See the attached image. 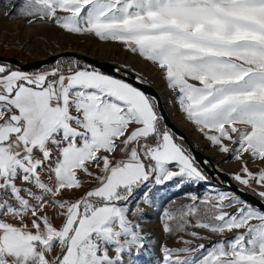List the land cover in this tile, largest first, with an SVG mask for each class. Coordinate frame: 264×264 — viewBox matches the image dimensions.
Segmentation results:
<instances>
[{"label":"snow or ice","instance_id":"1","mask_svg":"<svg viewBox=\"0 0 264 264\" xmlns=\"http://www.w3.org/2000/svg\"><path fill=\"white\" fill-rule=\"evenodd\" d=\"M19 14L125 44L164 72L212 144L238 160L247 153L264 161V0H21ZM161 119L153 97L76 61L66 71L59 61L34 73L0 66V264H125L123 254L143 246L140 225L127 216L135 191L152 178L207 180ZM241 172V184L264 186V168L254 173L245 161ZM86 178L98 186L62 198ZM212 199L209 221L195 226L244 231L200 258L173 254L196 249L164 247L163 264H264V210L225 193L201 203ZM234 203L243 205L235 214L223 210ZM199 214L189 205L181 219Z\"/></svg>","mask_w":264,"mask_h":264},{"label":"rangeland","instance_id":"2","mask_svg":"<svg viewBox=\"0 0 264 264\" xmlns=\"http://www.w3.org/2000/svg\"><path fill=\"white\" fill-rule=\"evenodd\" d=\"M20 7L21 0H0V54L16 56L22 61H31L49 56L59 50L74 49L111 61L132 71L141 79L155 86L159 90L164 105L173 121L186 132L196 147L207 153L213 159L216 166L229 173L235 181H237L234 178L236 174L244 175L241 172V168L245 161H247L249 170L254 173L264 168V161L250 159L247 153H244L242 158L238 160L235 159L234 153L222 152L219 145L212 144L204 132L200 131L199 126L190 121L186 113L181 109L177 98L178 93L169 87L164 72L156 64L142 57L138 52L130 51L125 44L119 41L101 40L91 33H70L52 20H41L35 16H21L19 14ZM65 62V60L59 62L62 68L65 66L68 68L71 64V62H67L66 64ZM78 65L80 64L78 63ZM0 66H5V64L0 62ZM56 66L57 64H49L46 67L53 68ZM76 66L75 64L72 65L73 68ZM16 70L28 73L36 72L18 68H15L13 71ZM160 126L162 129L167 128L162 120L160 121ZM174 139L176 141L175 136ZM224 143L231 146L230 141L224 140ZM117 158H121L120 154L117 155ZM94 168L93 170L95 171ZM169 170L178 171V166L170 165ZM203 174L207 177V180L192 181L185 177L182 184L179 177L162 184L155 183V179L152 178L145 186L135 191L133 197L128 202L130 211L127 216L134 224L140 225L139 231L143 237V246L139 248L133 247L131 255L125 252L123 254L125 264H129V262L131 264H163L162 249L164 247L170 249L185 247L196 249L192 253L181 252L173 254H178L181 257L191 255L194 259L200 258L206 254V250L213 244L231 240L237 231H244V229H234L218 233L195 226L197 221H209L210 214L209 217H205L203 213L206 208L211 207V204L217 202L215 199H212L210 204L205 205L201 203L205 198H215L220 193L235 195L230 190L213 183L206 173ZM49 175L48 173L47 177ZM41 176L45 178H42L45 182L50 184L46 175L44 176L43 171L41 172ZM86 180L87 182L84 183L81 189L67 191L63 193L62 198L75 200L84 195L86 191L98 186L97 181L87 178ZM18 183L29 186L23 181H18ZM243 186L249 187L251 191L257 194L264 191V186L257 184L254 180L250 182V185ZM33 190L40 191L34 187ZM22 194L27 197L26 193ZM192 196H196L197 200L193 201ZM224 203L227 204L228 201L226 200ZM246 203L249 204L248 202ZM193 204L198 207L200 214L189 215L181 219V213L187 211V207ZM242 206V204L234 203L232 207L224 208L223 210L230 214H235L236 210ZM137 207L142 209V212L137 213L135 211ZM53 212L54 209L50 208L48 215L53 218L55 224L59 225L62 222V217L59 215L53 216ZM168 214H171L175 218L169 220ZM185 220L187 223H185ZM256 222L252 221V223ZM181 223H184L183 228L179 227ZM166 224L170 229L168 231L165 230ZM192 232H196L198 235L192 236ZM186 241L189 243H185ZM200 244L205 245V248L199 249L198 246ZM114 254V251L110 249V255Z\"/></svg>","mask_w":264,"mask_h":264},{"label":"water","instance_id":"3","mask_svg":"<svg viewBox=\"0 0 264 264\" xmlns=\"http://www.w3.org/2000/svg\"><path fill=\"white\" fill-rule=\"evenodd\" d=\"M62 57H75L86 64L95 67L113 77L123 79L138 89L144 91L148 96L153 97L156 102V111L162 117V122L172 133L178 144H181L191 155L195 163L199 165L211 178L213 183L230 190L245 202L254 207L264 210V199L256 192L249 190L239 182L235 181L229 173L216 166L213 159L205 152L196 147L189 139L186 132L169 115L159 90L149 82L141 79L132 71L125 69L111 61L95 57L91 54L74 49L59 50L49 56L31 61H22L20 58L11 55L0 54V62L14 66L15 68L33 71L54 63ZM183 141L184 143L180 142Z\"/></svg>","mask_w":264,"mask_h":264},{"label":"trees","instance_id":"4","mask_svg":"<svg viewBox=\"0 0 264 264\" xmlns=\"http://www.w3.org/2000/svg\"><path fill=\"white\" fill-rule=\"evenodd\" d=\"M63 60H65L66 62H65V64L67 63V62H73V61H77L80 65L79 66H81L82 64H86L85 62H83L81 59H77V58H75V57H62V58H60V59H58L57 61H55L54 63H51V64H57V62L59 61V62H61V61H63ZM5 64V66H7V69L8 70H10V69H13V68H15L14 66H12V65H9V64H6V63H4ZM49 65V64H48ZM48 65H46V66H48ZM43 67V68H41V69H38V70H33V71H40V70H44V69H48L47 67ZM66 67V66H65ZM65 67H63V69L66 71L67 70V67L65 68ZM95 68V67H94ZM97 69V68H96ZM101 71V70H100ZM180 142H182V143H184L183 141H180ZM197 165V164H196ZM198 166V168L203 172V173H206L199 165H197ZM246 188H248L249 189V187H246ZM250 190V189H249Z\"/></svg>","mask_w":264,"mask_h":264},{"label":"crops","instance_id":"5","mask_svg":"<svg viewBox=\"0 0 264 264\" xmlns=\"http://www.w3.org/2000/svg\"><path fill=\"white\" fill-rule=\"evenodd\" d=\"M52 68H48L47 70H51ZM11 71H13V70H15V68H13V69H10ZM42 71H44V70H42ZM37 72V71H36ZM106 74V73H105ZM116 78V77H115ZM94 168V167H93ZM95 169V168H94ZM43 172H44V176L46 175V177H47V174L49 173L48 172V170H47V168H45L44 170H43ZM50 174V173H49ZM50 176V175H49ZM49 176L47 177V180L50 182V184H52V181L49 179ZM42 178H44L43 176H42ZM45 179V178H44ZM74 200V199H73Z\"/></svg>","mask_w":264,"mask_h":264},{"label":"built area","instance_id":"6","mask_svg":"<svg viewBox=\"0 0 264 264\" xmlns=\"http://www.w3.org/2000/svg\"><path fill=\"white\" fill-rule=\"evenodd\" d=\"M88 66H90V65H88V64H82L81 65V67H88ZM92 67V66H91Z\"/></svg>","mask_w":264,"mask_h":264}]
</instances>
